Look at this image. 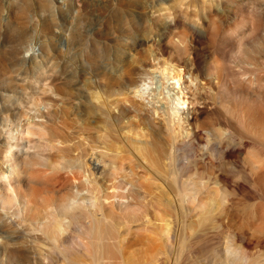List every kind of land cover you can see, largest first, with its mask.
<instances>
[{
	"label": "rangeland",
	"instance_id": "1",
	"mask_svg": "<svg viewBox=\"0 0 264 264\" xmlns=\"http://www.w3.org/2000/svg\"><path fill=\"white\" fill-rule=\"evenodd\" d=\"M160 37L168 46L155 62L185 67L201 91L184 131L195 141L188 138L179 153L164 117L138 87L154 63L146 49ZM98 73L109 77L101 88L94 85ZM210 80L218 83L212 95L205 94ZM89 86L107 89L112 99L120 90V103L100 109L84 92ZM145 113L148 122L130 131ZM115 115L126 125L121 135L111 128ZM30 122L43 131L22 139ZM107 126L125 154L146 155L160 206L145 218L151 230L137 232L143 221L131 225L132 233L122 227L135 238L124 262L109 258L121 252L103 226L75 223L58 241L38 227L49 216L44 205L72 192L69 166L81 153L63 136L106 150L98 134ZM213 128V136L204 131ZM11 146L19 196L14 206L0 204V264H44L49 257L54 264H264V0H0V174L10 170ZM33 185L40 188L34 195ZM29 200L28 212L15 217Z\"/></svg>",
	"mask_w": 264,
	"mask_h": 264
},
{
	"label": "bare ground",
	"instance_id": "2",
	"mask_svg": "<svg viewBox=\"0 0 264 264\" xmlns=\"http://www.w3.org/2000/svg\"><path fill=\"white\" fill-rule=\"evenodd\" d=\"M172 26L173 25L168 23L164 26V29L166 31L170 30ZM215 26L217 29L219 28V25L216 24ZM158 40L159 43L156 46L146 49L147 53L144 55L148 57L149 60L154 59V63L152 64V68L148 70L144 69V71H146V76L140 80L138 87L141 95L148 96L149 99H151L152 102L150 104V109H152V112L164 117V127L167 130V140L172 145V148H174L175 151L179 153L180 150L184 148L183 145L187 143L188 138L194 140L193 136L189 135L190 132H186L188 135H185L184 131H188L189 129L187 124L190 121L191 113H194L197 107L196 105L200 103L199 98L201 96V91H198L199 86L195 82L197 77L187 74L185 67H178V65L175 64L167 65L168 62L166 61L155 62L156 59L162 55L161 51L168 46V43L165 42L164 37H160ZM145 42H147V40L142 38L138 40L137 44L142 46L145 44ZM139 66H141V64ZM128 74L130 75V72ZM108 78V75L105 73H98V75L93 78L94 85L97 88H101L103 81L108 80ZM218 78L219 80L221 78L220 72ZM187 82H190L191 85H187ZM217 84L218 83H215L213 80L208 81L209 88L205 90V94L207 93L212 95L213 93L210 90H215ZM106 86L110 87V84L107 85L106 83ZM84 92L91 93L92 98L95 100V102H98L97 104H100L99 106L102 110H104L103 108H109L110 112L112 108H114L113 105L117 107V105L120 103V90L119 92L115 91L116 95L114 99H112L114 96L111 92L107 94V89L93 91L92 87L89 86L88 90H84ZM49 100L52 105L56 104V100L54 98H50ZM147 114L148 113L143 114V117L141 115V118L137 123L131 122L130 125L128 124V126L131 127L130 131L135 133L137 132V125L139 126L143 123H147L149 119ZM115 116L112 120L113 122L111 123V128H114L120 132L121 129L126 125L122 124L123 121L121 117ZM40 125V123L33 124V122H30L28 126L26 125L27 127L25 126L26 128H24V126L22 127L20 130V136H22V139H24V135L26 133L43 131V128H40ZM197 127L198 129L203 130L205 128V122L199 123ZM158 128L161 131L163 130V127L161 126ZM86 129L90 128L87 127ZM204 131H207V133L211 134L212 136L216 134L214 128ZM113 133L114 131L111 133L108 127V131L98 134L99 140L107 145L105 148L106 150H102L93 144L88 145V143H86L81 137H79L78 140L74 139V141L73 139L69 138V136H63L65 138L64 142H66L68 149L75 146L79 150L78 153H81H79V157H76L71 161V165L69 164V167L72 169V192L62 200H52L44 205V209L48 212L49 216L45 220L40 221L38 227L40 230H42V233L46 232V234H50L55 241H58L59 237H67L70 229L75 223H77L78 226H81V228H86L88 225H91L92 227L103 226L104 230L108 233L110 241H112L113 247H116L121 252V254L109 256V258L120 259L122 262H124L125 252L134 245V242L132 241L134 237L129 239L127 236H124L123 232L121 231L122 227L128 226V233H132V231L135 229L137 232L140 231L143 233L151 230L150 225L146 223L148 220L145 218L149 212L153 210V208L155 209L156 214L159 213L158 211L160 206L157 201L155 202L156 199L153 201V187L151 182L153 178L149 172L150 162H148L149 160L147 159L146 155L144 156V159H139L137 157L133 158L130 155L125 154L123 152L126 149L124 144L122 145L121 143L120 146L119 144L116 146L111 141V137L114 135ZM119 134L121 135V132ZM50 141L52 142L53 139L51 138ZM59 141L63 143L62 140ZM149 142L151 141L149 140L148 143ZM138 144L134 143V145H132V149L133 146H137ZM140 146L141 145H139V147ZM214 146L215 148L217 147L215 144ZM143 147V150L147 149V155L150 154V148L147 146L144 149ZM206 147L209 146L206 145ZM134 149L136 148L134 147ZM173 152L174 151H172V153ZM82 156H85L86 158L88 156L91 159L92 164L94 165L93 169L86 168L87 166L85 165L82 159L84 157ZM13 157L14 150L11 146L8 154L9 161L12 162L9 168L10 170L9 172L0 174V204H2L4 207H7V204L10 207L18 204L19 195L15 185L12 183V177L17 173V167L20 164H18V162H13ZM177 160V164L181 165V159L178 158ZM25 166H28V163H24V167ZM141 168L147 169V171L142 172L140 170ZM6 182H9L10 184L7 188L4 186ZM3 188L7 190H4ZM31 190H33V193L31 194L34 195L38 193L40 188L36 185H33ZM28 203H24V209L20 208V210L14 214L15 217H21L22 213L28 212L27 207L31 205L30 200ZM55 208L56 211H54ZM50 214H55L56 217L54 220L50 218ZM16 220L17 219L14 218L12 222H16ZM137 221H143L142 225L133 229L131 225ZM94 229L95 228H93L92 232L95 231ZM79 239H81V243L83 244L82 245L79 242V245L81 244V246L87 247L86 238L80 237ZM37 258H34V261H37ZM42 261L44 264H54V259L50 257L49 259ZM65 263L71 264L70 261Z\"/></svg>",
	"mask_w": 264,
	"mask_h": 264
}]
</instances>
